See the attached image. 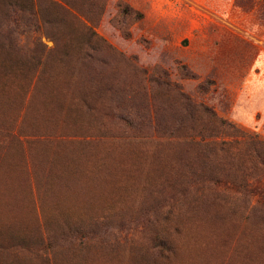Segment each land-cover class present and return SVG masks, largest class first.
<instances>
[{
	"label": "rangeland",
	"instance_id": "374dc122",
	"mask_svg": "<svg viewBox=\"0 0 264 264\" xmlns=\"http://www.w3.org/2000/svg\"><path fill=\"white\" fill-rule=\"evenodd\" d=\"M93 1L96 36L0 0V264H264L263 203L190 183L202 149L170 135L190 100L264 141V0ZM203 119L249 171L242 137Z\"/></svg>",
	"mask_w": 264,
	"mask_h": 264
},
{
	"label": "trees",
	"instance_id": "16d2710c",
	"mask_svg": "<svg viewBox=\"0 0 264 264\" xmlns=\"http://www.w3.org/2000/svg\"><path fill=\"white\" fill-rule=\"evenodd\" d=\"M28 1L29 6H31V8L33 9L31 11V14H33L36 18H38L45 24H47V21L43 19V16L49 15H44V12L50 8L51 12L55 13L56 10L59 19L63 17L64 21H72L75 28L74 31H81L86 33L89 30L92 36H96V34H92L90 26H88V28L86 26V23H91L92 20L91 17L89 18V13H95L96 16L99 13L103 12V8L98 10H89V8H87L86 11L81 8L86 5L94 6L96 2H94L93 0H39L40 2L37 3L38 5L36 11L35 3L37 1ZM105 3L106 0H103L100 7H102V5H104L105 7ZM12 6L17 8L15 4H12ZM119 7L121 9L122 15L134 16L135 20H141L143 18L142 13L133 10L127 5L120 4ZM15 8L12 11L14 15H17L20 7H18L17 9ZM52 16L54 17V15ZM101 41L104 40L100 38L99 42ZM94 47L95 46L90 45L88 41H86L74 49L75 61L80 67L85 68L91 61H94L93 56L91 55V52L94 51ZM20 52L26 51L24 48H20ZM37 63L41 64L40 58L37 59ZM188 105L189 108H187V113L189 117L185 119L188 120V124L184 125L183 119L178 124V126H174L173 129L170 130V135L179 136L181 130L183 129L185 132L182 136V142L186 144L190 149H202V153H200V155L205 161L204 165L202 166V172L199 175H195L191 172L192 176L189 177V182H209L217 183L225 187H234L238 192H241L243 190V193H251L253 197H257V204L263 203L264 205V189L260 186L261 184H264V141L259 138L258 134H248L240 131L235 124L219 118L218 115L208 107H205L203 105L196 106L192 102H190V100L188 101ZM196 115L203 117V120L206 122V124H208V126H210V129L212 128V130L216 132V134L210 135L208 137L210 139L220 136L231 137L234 134L240 135V137H242V141L235 143L244 144L246 146V155L248 156L251 163V168L249 169V171H246V173L244 174L240 167L236 169L234 159L232 158L231 160L232 156L230 155L229 148L231 147L232 143H234L233 141H206L207 138L202 134V132L198 131L192 123ZM206 130L207 128L204 127L203 131ZM196 137H199L200 141L196 140ZM213 154L214 156L220 155L219 159L214 165H212V169L209 167V170H211L209 171L210 173H204L208 172V163L212 162L211 157H214L212 156ZM256 170L257 172L255 173ZM250 173H252V176H249ZM247 178L251 181H254V185L247 186Z\"/></svg>",
	"mask_w": 264,
	"mask_h": 264
}]
</instances>
